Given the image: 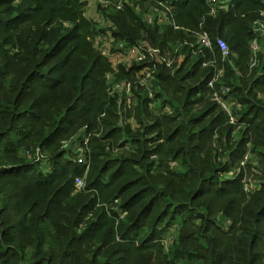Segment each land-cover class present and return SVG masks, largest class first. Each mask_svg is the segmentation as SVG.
I'll return each mask as SVG.
<instances>
[{
	"label": "trees",
	"instance_id": "obj_1",
	"mask_svg": "<svg viewBox=\"0 0 264 264\" xmlns=\"http://www.w3.org/2000/svg\"><path fill=\"white\" fill-rule=\"evenodd\" d=\"M207 1L169 2L184 29L202 24L221 37L237 22L240 35L230 28L226 36L232 50L244 51L238 60L232 57L233 64L223 63L217 52L225 68L217 86L221 93L230 91L221 97L234 98L237 124L245 128L235 130L212 100L207 82L213 68L189 56L175 73L167 68L157 73L173 114L151 113V122L129 136L134 146L121 156L112 157L106 145L94 146L86 154L87 184L76 190L74 180L88 166L62 161V134L77 122L90 129L94 124L88 121L102 114L109 137L129 131L114 121L121 105L108 97L104 75L110 64L87 40L88 23L76 22L86 1L0 0V264H155L154 251L163 264H262L264 168L256 170L262 188L250 193L238 185L240 177L225 178L242 144L252 140L254 148L264 147V53L250 68L254 36L248 17L230 19L223 10L210 16ZM234 1L237 7H264V0ZM116 6L110 16L121 38L136 42L145 31L161 47L193 38L173 26L160 33L129 2L122 10ZM236 134L241 141L228 151ZM23 150L33 155L47 150L54 171L44 175ZM173 160L183 171L169 169ZM220 215L233 219L229 230L218 222ZM167 233L172 238L165 245Z\"/></svg>",
	"mask_w": 264,
	"mask_h": 264
},
{
	"label": "rangeland",
	"instance_id": "obj_2",
	"mask_svg": "<svg viewBox=\"0 0 264 264\" xmlns=\"http://www.w3.org/2000/svg\"><path fill=\"white\" fill-rule=\"evenodd\" d=\"M86 1V4L79 8L80 15L78 16L76 22H83L88 23L87 26L84 27V29H87L88 31L91 29V32L87 35V40L96 45V39L98 37H95L99 32L101 31H108L115 39H124L116 35L117 33H121L119 24L115 23L110 16L111 9L113 7V4L119 3L121 0H83ZM173 0H147V2L140 4L139 2L136 3L134 0H128V2L131 4V6L135 9L136 13H139L141 17L148 12V11H155L157 13L163 12L164 10L171 11L173 18L175 20L174 16V7L171 4ZM220 5L224 7H228L229 9L227 12H230V19L237 17L239 20L244 19L245 16L248 17L247 24L250 27V31H252L253 36L255 35L257 31L258 25L256 23L263 22L264 23V7L260 6H253L251 8L239 6L237 7L235 5L234 0H220ZM190 5L187 6L189 8ZM186 8V9H187ZM116 10H120L116 6ZM226 12V10H223ZM135 14V13H134ZM137 17V14H135ZM128 19V18H127ZM142 20V19H141ZM143 21V20H142ZM129 26L128 28L130 30L133 29V27L130 25V20H127ZM176 22V20H175ZM64 25L70 26L72 25L69 21H63ZM177 24V23H176ZM165 28V27H164ZM162 28V30H165ZM233 29L236 33H238V36L240 35V30L238 29L237 22L236 24H230L227 26V28L224 31V34L221 36V39L226 41L229 45V47L233 46V42L228 38L227 31L229 29ZM197 30V29H195ZM198 31V30H197ZM136 37V34H135ZM126 39V38H125ZM139 39H145L149 42L147 38V34L145 31H141V35L138 38ZM104 46H108L112 41L110 39L106 40ZM95 47V46H94ZM110 51H108V54L110 57H112V61L109 58L106 57V55H102L103 58L106 60L107 63L110 64V69H108L105 72L104 75V81L106 88L109 85L110 80L113 76L117 75L116 70L113 68L115 63H119L120 58L113 54L115 51L109 47ZM232 50V48H231ZM233 51V58H236L237 60L240 58V53L244 51V48L238 49L237 51ZM264 53V39H262V45H261V52ZM99 52V51H98ZM104 60V61H105ZM113 66V67H112ZM132 79V77H130ZM101 90L98 89V93H100ZM261 93V92H258ZM100 95V94H99ZM109 97V95H108ZM110 98V97H109ZM113 99V98H112ZM229 102L230 99H227ZM122 113L123 117L119 116V113ZM93 111H91L88 114L89 116H92ZM118 113V119L114 121L117 122L118 125L122 126L125 129H129L128 133L126 132L125 135L123 133H120L118 135H114L113 137H109L106 132L107 129L105 128L104 124L101 121V118H107L105 114H102L100 116V119H98L96 122L88 121V123L94 124L92 128L89 129L88 125H82L80 126V122H77V124L71 125L68 129V131L60 137L61 141V149L65 151V156L63 157L62 161L67 162L74 161L80 165L83 164L81 162L82 160H86L85 157V151H91L92 148L96 145H106L108 152L111 154L112 157H118L123 155L126 151H128V147H133L134 144L129 136L131 134H136L138 129L141 128V126L148 124L151 122V119L153 117L151 116V113L155 115V113L151 109V105L144 103H139L138 105H131V107H125L122 109V107L117 111ZM74 115V114H73ZM158 116V115H155ZM162 116V115H159ZM164 116V115H163ZM162 116V117H163ZM73 119L74 116H72ZM87 117V118H88ZM237 117V115H236ZM231 125V123H230ZM235 130H243L245 128V124H233ZM66 129V128H64ZM227 128H221V130L226 131ZM239 133V131L237 132ZM239 134L233 135L232 139L227 143L226 149L229 151L234 148V143H237V141L242 137L238 136ZM223 137V135L221 136ZM216 137L212 139L208 143L209 147L214 148L216 144ZM88 140V144L83 147V151H81V147L79 146L83 141ZM127 140V141H126ZM236 141V142H234ZM241 141V139H240ZM241 143V142H240ZM242 148L239 152H237L234 156V158L230 161V169L231 172L227 173V177L225 179H234L236 177H240V180H238V185H242L245 187L246 190H249L248 193H250L253 189H261L262 188V179H260V175L257 174L256 170L257 168H264L262 164H264V147L262 145H258L257 147H253L252 140H248L244 144H242ZM262 150V151H261ZM261 151V152H260ZM22 155L26 156V159L28 163H36L37 168L39 171H41L44 175L48 173H52L54 171L53 163L49 161L50 153L47 152V150H43L42 153H39L37 155H33L32 153H29L27 150H23L21 152ZM72 159V160H71ZM88 159V157H87ZM89 161V160H87ZM91 164V162H90ZM89 164V166H90ZM89 166L86 167V173L84 177H82L84 180V184H87V174ZM169 169H175L177 171H183V168L181 166L180 161L173 160L170 162ZM224 177V175L222 176ZM218 222L221 223V226L225 228L226 230L230 228V225L233 222L232 218H226L222 217L221 215L218 217ZM264 236V234H263ZM165 245H168L172 238V234H165L164 236ZM261 244L263 247L261 248L262 256L260 257V261L262 264H264V240L261 241ZM161 259V263L163 264V257L160 255H157V252L154 251L153 254V263L158 264Z\"/></svg>",
	"mask_w": 264,
	"mask_h": 264
},
{
	"label": "built area",
	"instance_id": "obj_3",
	"mask_svg": "<svg viewBox=\"0 0 264 264\" xmlns=\"http://www.w3.org/2000/svg\"><path fill=\"white\" fill-rule=\"evenodd\" d=\"M124 3H128V0L119 1L117 8L122 10ZM208 12L210 16H217L220 10H229L228 7L220 5V0H208ZM139 14V13H137ZM140 15V14H139ZM141 16V15H140ZM148 25H157L160 28V33H164L162 28L173 26L175 30H182L184 28L176 24L171 11L164 10L157 13L155 11L146 12L141 17ZM257 31L250 41V59L249 67L256 68L259 61V53L261 52L262 39H264V23L258 22ZM201 28L192 30L186 28L184 30L190 31L193 34L191 40L185 39L183 42L176 43L168 47L154 46L145 39H139L136 42H131L127 39H115L108 31H101L95 37V48L102 54L110 57L108 51L109 47L115 52L120 61L115 63L114 69L117 75L113 76L107 87L108 95L110 98H116L117 102L121 105L131 107V105H138L139 103L146 102L151 105L152 111L156 115L173 114V103L169 96L162 90L160 86V78L158 77V70L160 68H167L175 73L183 64L187 61L188 57H197L202 62L203 67L213 68L214 72L211 78L207 82V88L209 89L210 96L213 101L217 102L220 108L228 115L229 122L231 124H237L238 117L233 108V97L223 99L221 95L223 93H229L227 89H224L221 93L218 90L217 84L220 82V78L224 75V66L218 64L217 52L221 57L223 63L229 62L233 64L232 57L233 51L229 47L228 43L221 39V37L211 36L209 31ZM164 28V29H165ZM110 39L112 42L108 46H104L106 40ZM187 48V49H186ZM186 49V51L184 50ZM112 61V57H110ZM234 67V65H233ZM260 73L258 77H262ZM132 77V79H130ZM240 108L239 105H237ZM120 117L122 113H119ZM88 144V140L79 145L81 151L83 147ZM131 147V146H130ZM129 148V147H128ZM40 152L37 151V154ZM89 151H85L86 160H82L83 166H88L89 159L86 154ZM34 155V156H35ZM82 177H76L74 180V187L76 190H81L85 184Z\"/></svg>",
	"mask_w": 264,
	"mask_h": 264
}]
</instances>
